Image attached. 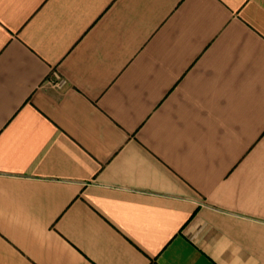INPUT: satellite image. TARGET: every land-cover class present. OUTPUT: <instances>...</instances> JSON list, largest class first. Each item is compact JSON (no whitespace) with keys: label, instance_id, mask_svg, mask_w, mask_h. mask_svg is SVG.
<instances>
[{"label":"crops","instance_id":"0c3cea01","mask_svg":"<svg viewBox=\"0 0 264 264\" xmlns=\"http://www.w3.org/2000/svg\"><path fill=\"white\" fill-rule=\"evenodd\" d=\"M0 264H264V0H0Z\"/></svg>","mask_w":264,"mask_h":264}]
</instances>
